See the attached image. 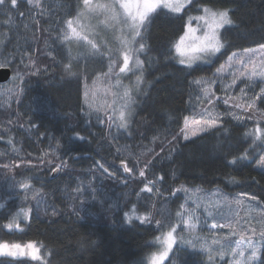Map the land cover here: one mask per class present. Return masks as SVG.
Segmentation results:
<instances>
[{"label": "trees", "instance_id": "obj_1", "mask_svg": "<svg viewBox=\"0 0 264 264\" xmlns=\"http://www.w3.org/2000/svg\"><path fill=\"white\" fill-rule=\"evenodd\" d=\"M77 2L42 0L43 7L36 8L26 0H19L16 10L8 5L0 7V63L10 61L8 66L12 69L11 78L0 83V164L25 162L20 168H0V203L6 205L0 210V225L7 223L11 213L20 208L33 210L30 223L21 217L24 232L0 227V240L23 243L39 239L51 250V264H140L155 249L148 245L158 233L154 221L143 225L138 221L131 225L124 222L123 212L132 204H137L140 212L145 210L140 205L154 204V220L167 213L174 215L188 193L179 192L176 196L170 193L185 186L201 199L212 200L221 195L235 206L236 196L247 194L256 197L257 204L264 208V168L256 163L259 155L264 154V146L260 141L252 146V138L244 135L260 121L257 117L249 120V113L239 114L219 100L216 105L220 113L232 112L243 119L225 115L218 130H209L189 141L179 135L183 117L195 115L201 105L196 97H202V87L194 81L214 76L232 52L264 43V0H194L183 14L161 11L145 33L150 46L147 55L142 56L146 61L147 95L139 97L127 130L99 123L98 116L105 119L102 110L89 109L85 103L82 79L86 73L95 74L102 67L101 59L91 65L90 61L74 60L73 70L79 73L76 77H68L63 71V64L68 62V47L72 56L78 48L61 45L55 39L56 30L61 19L75 15ZM210 2L218 8L233 10L230 16L234 24L222 30L228 46L211 62L191 68L180 65L177 59L166 60L165 56L174 54V49L168 51L170 43L181 34L188 16ZM49 52L53 55L49 56ZM28 54L36 61L39 74L13 79L17 71L23 72L21 59L28 63ZM252 83L250 96L262 87L260 81ZM8 86H14L15 91L10 93ZM257 107L264 115V103L257 101ZM77 133L84 138L79 139ZM246 149L248 160L229 163ZM154 157L155 167L150 169L148 179L164 176L163 183L158 185L163 196L155 193L137 196L143 187L138 171L134 170V176L123 173L120 160L125 159L132 167V161L139 159L138 169ZM28 161L35 167L29 166ZM54 162L61 165L56 173L52 172ZM97 162L116 173V178L104 173ZM25 178H31L34 189H43L44 196L39 202L31 198L32 191L10 188L15 181ZM77 188L80 193L75 191ZM92 188L97 189L95 199ZM202 190L213 192L207 194ZM25 195L29 197L27 201ZM240 204L255 219H260L256 203L241 199ZM216 210L219 212L202 223L225 224L227 210L223 207ZM196 234L211 243L212 234L206 227L198 228ZM223 236L227 235L220 237ZM233 238L230 237L232 241ZM199 248V243L196 250L178 245L173 259L176 264H200V261L207 264L208 254ZM218 250V246H212L213 252ZM226 257L213 264H226L230 259Z\"/></svg>", "mask_w": 264, "mask_h": 264}, {"label": "snow or ice", "instance_id": "obj_2", "mask_svg": "<svg viewBox=\"0 0 264 264\" xmlns=\"http://www.w3.org/2000/svg\"><path fill=\"white\" fill-rule=\"evenodd\" d=\"M28 5L36 8H42V0H26ZM194 0H78L75 5V15H68L66 19H61L58 22L55 39L63 46H70L74 42L82 49L77 56H72V49L68 47V62L63 64V71L68 77H76L78 72L74 71V60L80 58H100L101 61L107 59V71L98 73L96 79L93 80V86L96 81L101 78L111 80L113 76L115 79V87L122 88V94L119 92L113 93V101L108 104L104 110L105 119H100L98 122L104 124L107 122L108 127L111 128L114 124L120 129H127L131 124V117L134 115L133 109L137 105V97L143 92L142 85L146 82L144 77L146 61L141 59V56L147 55L150 51V46L146 42L145 33L147 32L152 20L160 14L161 11L167 10L170 14H183L193 5ZM8 5L11 9L16 10L19 6V0H0V7ZM201 14L197 16H188L183 25L181 34L170 43L168 51L171 53L174 49V54L165 56V59H177V62L182 66L191 68L196 61L211 62L217 54L224 50L228 43L225 40L222 30L225 26L233 25L234 21L230 16L233 11L230 8H218L214 3H207L200 5L197 8ZM24 16V13H19ZM103 16L104 19L100 23L111 27L114 36L113 39L118 43V46H110L107 40H97V33L91 24H84L81 21L92 17ZM195 22V26H194ZM91 37V38H90ZM243 52L245 55H255L257 52L264 54V43L259 44L257 48H247ZM49 56L53 53L49 52ZM239 55L237 52H232L228 58V67L232 68V61ZM28 63H24L23 58L21 64L23 65V72L17 71L13 79L23 80L24 75H37L40 72L36 68V61L28 54ZM55 58V57H53ZM11 63L5 61L0 63V69H3ZM239 64L244 68L243 71L232 73V80L229 84L224 85L225 97L223 104L229 105L234 109H239L244 112H257V101L264 103V87H260L258 92L254 95H249V91L253 90V81L259 80L264 83V55H261L259 61L249 58L247 61L243 57L240 58ZM222 64L216 69L214 75L219 74L224 70ZM35 68V71L32 69ZM118 69V72L115 70ZM139 73V74H137ZM121 74L134 75V87L123 85L119 76ZM248 81L244 87L240 88L239 96L228 95V91L237 85V81ZM194 83L197 85H210L215 84L216 80H204L197 78ZM87 89V85H85ZM10 91V90H9ZM91 90H85L83 96L85 103L89 109H96L94 104L88 103V98ZM94 97L95 92H91ZM191 99V98H190ZM221 97L217 96L210 87L202 89V97L197 96L196 101L198 104H203L206 100L207 106L201 107L200 111L196 113L199 119H190L189 116H184L182 126L179 130V135L185 141H189L193 137L207 133L209 130H218L222 126V117L225 115H232L235 119L241 120L243 117L236 116L232 112L220 113L216 111V102ZM248 119L251 120L252 116L249 115ZM11 123V121H9ZM264 116L260 121H257L253 129L247 131L244 135L252 138V146H255L257 141H260L261 146H264ZM79 139L84 137L76 134ZM176 137H173V141ZM57 142V147H59ZM250 146V147H252ZM119 151V149H117ZM163 151V149H161ZM159 154H157L158 156ZM248 150L239 157H233L229 163L235 164L237 160H248ZM24 161L13 164H0V168L14 169L24 166ZM44 161L41 160V164ZM133 166L130 167L125 159L120 160V167L123 173L133 175L134 170L138 171V177L143 183V187L137 193H155L157 196H163V191L158 185L164 181V176H155L154 179H148L150 169L155 167V157L144 162L143 167L136 169V166L141 163L139 159L132 161ZM256 163L264 167V154L259 155ZM29 166L31 161H28ZM97 165L104 173L116 178V173L110 172L103 164L97 162ZM61 168L57 165L52 169L55 173ZM14 179V177H13ZM31 178H25L20 181H15L14 185L10 188L15 190H23L25 193L32 191V199L41 200L44 196L43 189H34L31 184ZM126 183V182H125ZM77 193L81 192L80 188L75 190ZM197 191H200L197 189ZM97 189L92 188L91 193L93 199L96 198ZM179 192L188 193L189 189L185 186L173 189L170 193L171 196H176ZM195 193L189 195L187 199L178 206L174 215L167 213L162 219H155L153 216V209L155 205L148 207L147 204H142L145 210L140 212L137 204H132L128 211L123 212V220L127 224H132L138 221L140 224H151L153 221L156 225L157 235L153 237V242L148 247H159V251L151 253L149 264H176L173 258L177 256L178 245H188L191 249L196 250L199 243V251L206 252L207 264H213L214 257L224 260L225 256L230 259L226 264H264V213L261 214L260 219L256 220L253 224L251 220H244L243 230L236 227L240 224V219L226 224H218L213 222L211 225L202 223L201 217L196 214V209L201 207V204L195 200ZM242 197L247 194H240ZM11 199V197H9ZM25 201L29 199L27 195L24 197ZM251 200H256V197H250ZM225 203H229L227 197L224 198ZM191 201L195 207H186L188 202ZM103 203V202H102ZM217 205L219 201L215 202ZM237 205L241 203L240 199L235 201ZM83 204V201H81ZM5 203H0V210L5 207ZM205 212L208 217L212 216V212L208 211L207 204L204 205ZM20 208L18 211L11 213L10 219L7 223L0 225L8 230L24 232L25 228L21 226V217L24 221L31 220V212ZM53 215L56 210L53 209ZM159 214V213H157ZM208 227L212 234L211 243L209 244L206 238L197 235L198 228ZM228 228L230 232L227 236L220 237L214 231L216 229ZM180 230V231H178ZM181 232H187L188 238H185ZM238 236L239 239L233 241L230 237ZM212 246H218L219 251L213 253ZM51 250L41 240H29L27 242L0 240V264H51ZM140 264H145V259L142 258ZM200 264H205L200 261Z\"/></svg>", "mask_w": 264, "mask_h": 264}, {"label": "rangeland", "instance_id": "obj_3", "mask_svg": "<svg viewBox=\"0 0 264 264\" xmlns=\"http://www.w3.org/2000/svg\"><path fill=\"white\" fill-rule=\"evenodd\" d=\"M200 14L201 13L198 12L196 14H191L190 16H197V15H200ZM103 19H104L103 16L92 17V18H89V19H85V20H83L81 22L84 23V24H91L94 27L95 32L98 34L97 37H96V39L98 41L103 39V40L109 41L110 42V46H112V47L118 46V43L113 39L114 33H113L111 27H108V26L100 23V21H102ZM194 26H195V22H194ZM72 45L74 47L73 49H75V47L78 48V51L75 54L73 53V56L75 57V56L78 55V53L82 49L75 42ZM252 48H257V46L256 47H252ZM237 53H239V55L236 58H234V60L232 61V64H233L232 68L228 67V63L226 61L223 64L225 66L224 70L222 72H220L219 74H216V75L210 76V77H204V76L199 77L200 79H204V80H216L215 84L201 85V87H202V89L204 87H206V86L210 87L211 90L214 91L217 96L221 97V99H220L221 101L225 97V91L223 90L224 89V85L229 84L231 82L232 73H234V72L238 73L239 71H243L244 70V68L239 64L240 58L243 57L245 59V61H247L249 58L259 61L260 56L264 55L262 53L257 52L255 55L249 54V55L246 56L245 53L243 52V50L237 51ZM99 59L100 58H89V59L80 58V59H78L76 61H82L84 63H88L90 61V65H91L96 60H99ZM141 59H143L142 56H141ZM198 63H206V62L205 61H196L193 65H196ZM100 64H103L102 67H101L102 69L100 68L95 74L93 72L85 74L84 79H82V87H83L82 90H83V93H84L85 90H91L89 98H88V103L94 104L96 108L98 107L104 113V110H105L106 106L108 104H111L113 99H114L112 94L115 93V92H119V93L122 94L123 89L122 88H117V87L114 86L115 85V79H116L115 76H113V78L111 80H108L106 78H101V79L97 80L95 86H93L92 82H93V80L96 79L97 74L101 73V72H104V71H107V59H104ZM115 71L118 72V69H116ZM137 74H139V73H137ZM119 79L121 80L123 85H128V86L134 87V83H133L134 79H135L134 75L121 74L119 76ZM256 81H259V80H255L253 82H256ZM85 85H87V89L85 88ZM244 85H245V83L242 84L241 80H238L237 81V85L234 86L232 89H230L228 91V93H229L228 95L239 96L240 95V88L244 87ZM262 87H264V83H262ZM7 88H8V90H10L9 91L10 93H13L15 91V87L14 86H8ZM142 88H143V92H145L146 88H147L145 83L142 85ZM91 92H95V96L94 97L91 95ZM142 95H143V93L137 97V101L140 99L139 97H141ZM84 100H85V98H84ZM216 104H217V102H216ZM204 106H207L206 100L203 102V104L200 105V107L198 109V112L200 111V108L204 107ZM233 110L235 112H238L239 114L240 113L241 114L245 113L244 111L239 110V109H234L233 108ZM133 111H134V109H133ZM216 111L219 112L218 111V105H216ZM247 113H249V115H251V116L257 117L259 120H261L262 116H264L259 111H257V112H251L250 111V112H247ZM189 118L190 119H193V118L194 119H199L200 116L195 114L193 116H189ZM127 129H129V128H127ZM127 129H123V130H127ZM180 137L183 138L181 135H180ZM54 165L57 166V165H60V164L54 162ZM257 166H259V165H257ZM259 167H261V166H259ZM261 168H264V167H261ZM214 191H219V190H214ZM203 192L205 193L206 191H203ZM212 192L213 191H209V192H206V193L210 194ZM193 193H195L193 198L195 200H197V202H199L201 204V207L196 209V214L201 217V221H204V220H206L208 218H212V216H214L216 212H219V210L218 211L216 210V207H223L225 210H227V214H228V219H227L226 223L232 222V223L235 224V221L237 219H240V221H241L240 224L236 225V227L238 229H240V230H243L244 220L245 219L251 220V222L253 224L256 223L257 219H255L254 215L250 214L248 209H244L241 204H239V205L236 204V206H235V205L231 204V201H229V200H228L229 203H225V200H224L225 197H223L221 195H216L214 197V199H212V200H210V199L204 200L203 198L201 199L200 195H198L196 192H193V190H189L188 196L192 195ZM236 197H238L237 199H240V200L244 199L245 201H250L252 203H256L257 204L256 200H251L250 199V197H253V196L246 195V196L242 197L241 195H238ZM237 199H235V201ZM216 201H219L218 205L215 203ZM205 204H207L208 211L212 212V216L211 217H208L207 213L205 212V208H204ZM186 207L193 208V207H195V205L191 201H189L188 204L186 205ZM261 207L262 206H260V205H258V207H257L258 208V214L260 216H261L262 213H264V208H261ZM212 223H209L207 225H211ZM206 228H207V232H210L208 227H206ZM178 231H180V230H178ZM214 231L219 236H221V235H228V233L230 232V229L228 231L226 230L225 232H223V231H221L219 229H216ZM181 234L185 238H188V233L187 232H181ZM236 239H239V237L236 236V237L233 238L232 246H234V241ZM181 246L189 247L188 245H181ZM159 250H160L159 247L155 246V249L152 250V252H150L148 255H146L145 264H149V259L148 258L150 257V254L158 252ZM218 251H214L213 253H216ZM226 256H225V258H227ZM217 260H220V259L218 257H214L213 263L214 262L216 263ZM133 264H138V263H133Z\"/></svg>", "mask_w": 264, "mask_h": 264}, {"label": "water", "instance_id": "obj_4", "mask_svg": "<svg viewBox=\"0 0 264 264\" xmlns=\"http://www.w3.org/2000/svg\"><path fill=\"white\" fill-rule=\"evenodd\" d=\"M11 76H12V69H11V67L7 66V67H5L3 69H0V83L7 82L11 78Z\"/></svg>", "mask_w": 264, "mask_h": 264}]
</instances>
